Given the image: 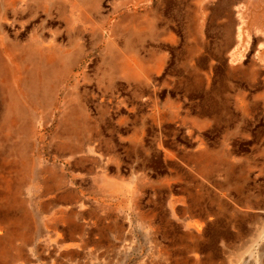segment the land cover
<instances>
[{"label":"rangeland","instance_id":"1","mask_svg":"<svg viewBox=\"0 0 264 264\" xmlns=\"http://www.w3.org/2000/svg\"><path fill=\"white\" fill-rule=\"evenodd\" d=\"M0 227V264H264V0H0Z\"/></svg>","mask_w":264,"mask_h":264},{"label":"bare ground","instance_id":"2","mask_svg":"<svg viewBox=\"0 0 264 264\" xmlns=\"http://www.w3.org/2000/svg\"><path fill=\"white\" fill-rule=\"evenodd\" d=\"M135 64H137L136 65V69L134 68V67H132V65H133V62H130L129 60H127V70H128V74H129V76L132 78V79H135V80H138V78H141L142 77V72L144 71V69H145V65L144 64H141L140 62H134ZM128 76V77H129ZM91 151H95L94 149H91ZM107 185H110V184H108L107 183ZM108 187H111V186H108ZM112 187H115L116 188V186H112ZM175 203V202H174ZM5 228H1L0 227V233H2L3 232V230H4Z\"/></svg>","mask_w":264,"mask_h":264},{"label":"crops","instance_id":"3","mask_svg":"<svg viewBox=\"0 0 264 264\" xmlns=\"http://www.w3.org/2000/svg\"><path fill=\"white\" fill-rule=\"evenodd\" d=\"M33 1H35V0H33Z\"/></svg>","mask_w":264,"mask_h":264}]
</instances>
